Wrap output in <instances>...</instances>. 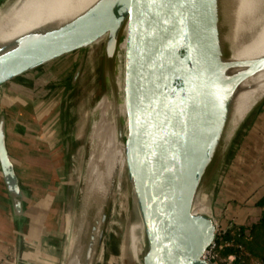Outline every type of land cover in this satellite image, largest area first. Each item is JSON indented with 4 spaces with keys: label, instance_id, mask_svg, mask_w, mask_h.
I'll return each mask as SVG.
<instances>
[{
    "label": "water",
    "instance_id": "1",
    "mask_svg": "<svg viewBox=\"0 0 264 264\" xmlns=\"http://www.w3.org/2000/svg\"><path fill=\"white\" fill-rule=\"evenodd\" d=\"M17 1L6 0L0 20ZM241 2L95 0L73 17L0 41L1 91L17 78L101 41L105 60L113 62L126 38L125 115L120 130L125 158L122 164L118 161L101 202L96 199L86 209L77 236L80 264L95 263L108 204L124 169L143 225L142 264H217L205 257L218 240L213 199L209 202L212 216L196 212L194 206L215 190L208 179L222 151L264 99L262 92L230 136L240 93L260 86L242 84L264 72V55L250 59L235 55ZM85 63L82 54L71 79L73 86ZM9 118L0 109V169L17 229L16 260L23 264L33 194L10 149ZM133 208L132 199L134 213Z\"/></svg>",
    "mask_w": 264,
    "mask_h": 264
},
{
    "label": "rangeland",
    "instance_id": "2",
    "mask_svg": "<svg viewBox=\"0 0 264 264\" xmlns=\"http://www.w3.org/2000/svg\"><path fill=\"white\" fill-rule=\"evenodd\" d=\"M94 1L57 0L37 20L32 29L54 19L73 14L76 8L79 13ZM5 2L6 0L0 7ZM82 54L85 55L86 63L80 79L73 86L71 79ZM105 62V47L101 41L83 50L67 54L17 78L15 83L22 85L19 86L22 89L20 92L15 86L11 87L12 83L4 87L5 92L11 91L13 95L19 93L18 96L26 97L35 103L43 102L40 113L48 112L47 116H44L47 120L56 116V119L54 118L55 127L49 131L50 135L53 134V138L49 141L54 147L53 151L58 146L59 149L51 153L50 149L45 148L41 154V162L37 159L33 164V170H30V164L26 169L20 167V170L24 179L34 180L36 194L39 195L41 192L40 198L47 201L46 204L41 201L39 207L42 209L46 205L45 209L51 211V215L43 217L42 212L36 213V208L33 215L36 213L35 220L41 226L48 225L53 230L57 229L56 236L59 238L61 247L64 248L62 257H52L54 261L59 259L57 264H66L70 256L71 241L74 237L76 238L79 220L88 208L89 195L86 185L94 184V157L99 154L97 146L99 137L95 133H90L91 109L105 85L107 77L106 70L103 68ZM100 71L102 74L96 79V74ZM56 143L57 146H55ZM66 143L69 145L67 153L64 149ZM233 143L234 137L228 148L222 151L208 183L217 184L225 158ZM24 155L27 156L26 153ZM34 156L37 157L36 153ZM121 181L122 188L118 191L115 188L108 204L107 225L94 264H138V259L141 257V241L137 239L135 230L132 232L134 213L125 169L122 171ZM214 191L211 192L210 198H206L209 202L214 197ZM208 214L211 216L209 209ZM218 224L222 229L223 225L219 221ZM224 236L225 233L222 232L221 238ZM222 240L220 242L224 243ZM221 250L217 261L223 264L226 257L221 254Z\"/></svg>",
    "mask_w": 264,
    "mask_h": 264
},
{
    "label": "crops",
    "instance_id": "3",
    "mask_svg": "<svg viewBox=\"0 0 264 264\" xmlns=\"http://www.w3.org/2000/svg\"><path fill=\"white\" fill-rule=\"evenodd\" d=\"M3 1L0 0V5ZM14 86L17 91L22 90L19 88L22 85L14 82L11 87ZM17 94L1 90L0 109H5L10 115L8 134L10 149L16 157L18 172L33 194L30 204L31 225L27 233L23 264H57L59 259L55 262L52 257L60 258L64 254V248L56 236L57 229L53 230L48 225L41 226L35 220L36 213L42 212L43 217H48L51 211L45 209L46 205L42 209L39 207L41 201L44 204L47 201L40 198L41 192L40 196L36 194L34 180L24 179L20 170V167L26 169L29 164L31 170L35 161L41 160L45 148L50 149L52 153L54 147L49 140L53 138V134L50 135L49 131L55 127L56 116L55 119L47 120L45 117L48 112L40 113L43 102L35 103ZM58 147L55 151L59 149ZM64 149L67 153L66 145ZM35 153L37 157L34 156ZM225 159L215 185L213 213L223 228L242 226L245 228V234L249 236L252 227L264 218V99L242 125ZM36 204L38 205L35 206ZM36 208L37 211L33 215ZM209 210L212 216L210 206ZM262 239L261 237L260 244L264 246ZM241 246L245 253L250 254L243 245ZM16 256L17 229L0 169V264H17ZM252 259L258 258L251 255Z\"/></svg>",
    "mask_w": 264,
    "mask_h": 264
},
{
    "label": "bare ground",
    "instance_id": "4",
    "mask_svg": "<svg viewBox=\"0 0 264 264\" xmlns=\"http://www.w3.org/2000/svg\"><path fill=\"white\" fill-rule=\"evenodd\" d=\"M56 1L57 0H18L9 12L0 20V41L11 40L19 35L29 32L37 20ZM241 3L238 29L235 36V55L239 59H250L262 56L264 55V0H243ZM76 14H78L77 8L73 14L54 20L67 19ZM125 45L126 38L121 41L115 60H113V62L106 61L104 63L103 68L107 73L105 85L102 93L96 99L91 109L90 133H95L96 136L99 137L97 139L99 154L94 157V184L90 185L89 183L88 186L86 185V191L89 195L88 207L96 199L98 203L101 202L103 196H105L108 191L111 176L118 165V161H121L122 164L125 158V148H123L124 143L120 139V130H123L122 119L125 115V103L123 100ZM101 74L102 71L98 72L96 74V79L99 78ZM254 82H258L260 86L253 89H244L238 97L232 119L233 128L230 131V136L233 135V129L237 126L238 122L245 117L261 93L264 92V72L249 77L245 80L242 86L248 87ZM113 164L115 165L114 167ZM106 172L109 173L106 174ZM116 188L117 191L122 188L121 178L119 179ZM207 198H209L208 195ZM132 199L134 205V223L132 232L135 230L137 239L141 241L143 237V225L134 193ZM209 206V200L207 199L204 202L197 201L194 210L209 216ZM85 214L86 211L79 220L80 223L76 229L77 236L79 230L81 231ZM99 214L100 211H98L97 216H99ZM77 236L71 241L70 256L66 264H80L78 257L80 245ZM138 261L139 264H142L140 258Z\"/></svg>",
    "mask_w": 264,
    "mask_h": 264
},
{
    "label": "trees",
    "instance_id": "5",
    "mask_svg": "<svg viewBox=\"0 0 264 264\" xmlns=\"http://www.w3.org/2000/svg\"><path fill=\"white\" fill-rule=\"evenodd\" d=\"M261 237L263 238L262 242L264 243V218L252 227L251 234L249 236L245 234V228L242 226L227 229L223 240H234V245L224 247L221 250V254L224 257L235 254L238 262H250L251 256L245 254V252L241 251L237 247V245H243L253 257L264 261V246L260 244Z\"/></svg>",
    "mask_w": 264,
    "mask_h": 264
},
{
    "label": "built area",
    "instance_id": "6",
    "mask_svg": "<svg viewBox=\"0 0 264 264\" xmlns=\"http://www.w3.org/2000/svg\"><path fill=\"white\" fill-rule=\"evenodd\" d=\"M217 224H218V221H217ZM226 231L227 229L225 228L221 229L218 224V240L215 241L213 245L209 248V250L206 252V255H205L206 259L212 260L218 264L219 262L217 261V257H218V253L220 252V250L226 246L234 245V240H227V241H224V243L220 242V240L223 239V237L221 238L222 232L224 234L226 233ZM237 247L241 251H243V248L241 245H237ZM245 254L251 256L249 253H245ZM223 264H264V261L262 259H252L250 262H238L237 256L233 254V255H229L228 257H226L225 260L223 261Z\"/></svg>",
    "mask_w": 264,
    "mask_h": 264
}]
</instances>
